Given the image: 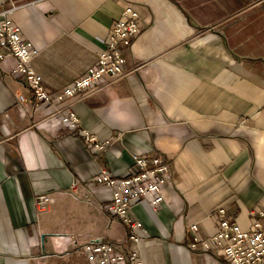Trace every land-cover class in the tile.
<instances>
[{
  "label": "crops",
  "instance_id": "0c3cea01",
  "mask_svg": "<svg viewBox=\"0 0 264 264\" xmlns=\"http://www.w3.org/2000/svg\"><path fill=\"white\" fill-rule=\"evenodd\" d=\"M128 4L141 27L124 50L129 72L61 106L79 118L73 131L12 75L13 56L0 60V264H91L85 241L125 243L111 191L92 178L125 175L137 154L170 166L160 206L130 210L147 230L144 264H228L191 249L189 226L210 237L225 216L247 229L264 206V0H0V14L12 9L39 48L31 66L60 90L95 62Z\"/></svg>",
  "mask_w": 264,
  "mask_h": 264
},
{
  "label": "built area",
  "instance_id": "2783aa9c",
  "mask_svg": "<svg viewBox=\"0 0 264 264\" xmlns=\"http://www.w3.org/2000/svg\"><path fill=\"white\" fill-rule=\"evenodd\" d=\"M12 9L0 14V60L11 55L16 62L11 72L23 80L36 102L56 107L55 115L62 128L77 129L79 118L69 106H61L76 96H85L100 90L108 79H119L129 72L126 68L124 50L129 48L140 32L138 12L130 4L125 6L120 17L113 20L105 47L98 53L95 62L84 73L60 90L45 86L42 76L30 64L39 48L24 37L21 27L10 16ZM24 96H18L22 102ZM82 138L97 151H103L107 141H101L88 129H82ZM169 162L160 155L137 154L132 166L123 176H113L102 170L92 178L95 185L108 188L111 199L107 211L117 217L126 228V242L119 244L104 238H93L81 244L80 250L91 264H144L137 243L147 235L142 223L131 215V207L147 198L149 204L158 208L163 200L162 189L169 180ZM75 189L77 183H73ZM224 214L225 209H218ZM249 228L242 229L225 216L217 220L215 233L206 238L195 235L197 224L189 226L193 232L189 247L203 251L215 250L228 264H264V206L253 212Z\"/></svg>",
  "mask_w": 264,
  "mask_h": 264
}]
</instances>
